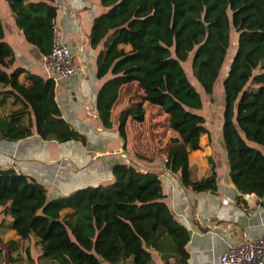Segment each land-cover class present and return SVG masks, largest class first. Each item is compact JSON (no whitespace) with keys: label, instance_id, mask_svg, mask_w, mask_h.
I'll return each instance as SVG.
<instances>
[{"label":"trees","instance_id":"obj_1","mask_svg":"<svg viewBox=\"0 0 264 264\" xmlns=\"http://www.w3.org/2000/svg\"><path fill=\"white\" fill-rule=\"evenodd\" d=\"M26 42L44 56L51 49L57 7L54 0H4ZM92 48L100 87L95 109L103 129L112 128L111 110L123 85L136 83L139 102L122 111L117 132L125 148L128 120L142 123L144 104L168 116L177 138L168 141L165 167L193 192H215L216 170L192 181L189 156L208 134L199 92L182 67L211 96L230 49L237 46L223 79L222 140L230 182L241 195L264 200V0H100ZM55 82L14 67L0 21V141L36 134L44 141L86 144V137L63 118ZM257 146L254 147L253 145ZM107 185L86 187L48 199L35 180L0 169V228L6 217L20 241L35 239L46 264H186L189 235L170 213L155 172L115 164ZM8 244V243H7ZM14 248V247H13ZM30 264L34 261L26 250ZM1 255V249H0Z\"/></svg>","mask_w":264,"mask_h":264},{"label":"crops","instance_id":"obj_2","mask_svg":"<svg viewBox=\"0 0 264 264\" xmlns=\"http://www.w3.org/2000/svg\"><path fill=\"white\" fill-rule=\"evenodd\" d=\"M54 3L56 38L69 48L75 70L72 77L54 81L55 101L62 118L86 137V144L44 141L36 134L17 142L0 141V169H13L35 180L46 189L48 199L111 183L115 164H131L143 173H157L170 213L189 235L186 264H218L228 248L262 236L264 200L254 194L241 195L229 180L221 130L224 107L214 106V110L209 107L204 112L208 134L201 137V149L189 156L192 181L208 174L211 159L217 175L216 191L193 192L165 167L168 141L177 138V134L169 129L168 116L159 107L145 103L144 121H127L123 147L117 125L121 112L139 102L137 96L142 92L136 83L120 88L111 110L112 128L106 130L100 124L95 102L105 78H97L96 60L103 45L92 48L89 43L92 22L104 12L100 0H54ZM0 21L4 41L14 52V67L49 79L42 55L26 42L4 0H0ZM258 149L264 153V148ZM0 236L5 240L2 227ZM35 247L39 259V248ZM27 249L31 255L26 246ZM153 256L154 264H163L155 253ZM35 264L46 263L38 260ZM169 264L178 262L170 259Z\"/></svg>","mask_w":264,"mask_h":264},{"label":"rangeland","instance_id":"obj_3","mask_svg":"<svg viewBox=\"0 0 264 264\" xmlns=\"http://www.w3.org/2000/svg\"><path fill=\"white\" fill-rule=\"evenodd\" d=\"M236 46H237V35L235 32L232 31L231 37H230V49L227 54L226 61L221 69L220 76L214 86V90L211 96H208L203 92V90L201 89V87L199 86V84L196 82V80L194 79L192 75V71H191V57L192 56L190 55L187 61L182 63V67H183V70L185 72L187 79L190 81V83L195 87V89L201 95L203 107L200 110H198V113L202 115L203 117H204V112L208 111L209 107H210V110H214L213 109L214 106L224 107V94H223L222 82H223L224 77L227 74V70L231 62V59L234 55V52L236 50ZM133 94H135V92H133ZM153 112H155V109H153ZM11 224H12V219L10 216H7L6 221L4 225L2 226L4 236L6 235L4 237L5 240H3V237L0 236L2 242L6 241V243L3 245H2V242L0 241V245H1L0 248H2L1 255H0V264H30L29 258L27 257V254H26V246L31 250V255L29 254V256L34 261V264H35L39 260L37 259V252H35L36 247L33 243V241L35 242V239H32L33 240L32 242L31 240L25 241V242L20 241L17 235L15 234V232L12 230Z\"/></svg>","mask_w":264,"mask_h":264},{"label":"built area","instance_id":"obj_4","mask_svg":"<svg viewBox=\"0 0 264 264\" xmlns=\"http://www.w3.org/2000/svg\"><path fill=\"white\" fill-rule=\"evenodd\" d=\"M49 53L42 56L45 72L54 81L74 75V64L69 48L56 38L54 30ZM218 264H264V234L255 239H246L238 247L227 249Z\"/></svg>","mask_w":264,"mask_h":264}]
</instances>
